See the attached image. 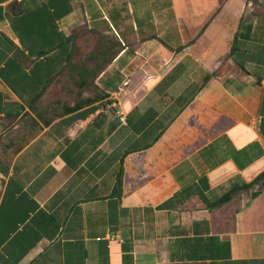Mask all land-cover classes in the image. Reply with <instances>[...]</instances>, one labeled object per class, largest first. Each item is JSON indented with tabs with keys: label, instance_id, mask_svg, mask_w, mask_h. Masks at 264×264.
I'll use <instances>...</instances> for the list:
<instances>
[{
	"label": "crops",
	"instance_id": "1",
	"mask_svg": "<svg viewBox=\"0 0 264 264\" xmlns=\"http://www.w3.org/2000/svg\"><path fill=\"white\" fill-rule=\"evenodd\" d=\"M80 30L118 53L43 125ZM263 171L264 0H0V264H264Z\"/></svg>",
	"mask_w": 264,
	"mask_h": 264
},
{
	"label": "trees",
	"instance_id": "2",
	"mask_svg": "<svg viewBox=\"0 0 264 264\" xmlns=\"http://www.w3.org/2000/svg\"><path fill=\"white\" fill-rule=\"evenodd\" d=\"M224 1L225 0H218L219 6H221ZM90 32L93 33V34L96 33L94 31H90ZM235 42H236V37H235V39L233 41L230 54H232V52L235 49ZM117 53H118V50L116 49L115 52L111 55V57L104 64L108 63L109 61H112V59L114 58V56ZM106 54H107V50H101L99 52H95L94 54H92L91 58L92 57H93V59H95V58L98 59L99 57L103 58ZM89 59H90V57H89ZM64 71H66L68 77L74 82L73 84L77 88V90H75V93L71 92L72 95L73 94H78V96H80L82 91L84 89H87V88L91 89V90H96L97 89V87L94 84L95 77L93 78L92 81L90 80V75L91 74H95L96 70L78 69L76 66L68 64L65 67ZM99 72H100V69H99ZM91 102H92V100H89V99H86V100L80 99V100L76 101L73 104V106H67L66 104H61V103L56 101V104H55L54 107L61 106V109L58 112H54L52 110V108H50L49 106L45 105L44 102H41L38 105V108L36 109V111H37L36 113H37L39 119L41 120V122L43 123V125H47L53 119L61 117V116L66 115L68 113H71L73 111H76V110L80 109L81 107L90 104ZM258 184H261L262 187H264V171L261 172L259 175H257L255 178H253L248 184H245V186L242 188V190H249V189L253 188L254 186H256ZM121 186H122V171L119 172V174L117 176V179H116L115 189H114L115 194L120 195ZM233 194H234V192L229 193L224 198H221L218 201L210 204L208 206V208L212 209L214 207H217V206H220V205H223V204L227 203L231 199ZM256 195H257V193H253L251 195V198H255Z\"/></svg>",
	"mask_w": 264,
	"mask_h": 264
},
{
	"label": "rangeland",
	"instance_id": "3",
	"mask_svg": "<svg viewBox=\"0 0 264 264\" xmlns=\"http://www.w3.org/2000/svg\"><path fill=\"white\" fill-rule=\"evenodd\" d=\"M255 11L258 10V8L254 7ZM247 15L251 14L249 10L246 12ZM75 50L74 54L72 56V62L69 63L71 65L77 66V68L80 69V64L85 63L91 55H88V51L91 50V52H97L93 49H97V46L99 44V37L97 34H93L87 30H80L79 32H76L75 34ZM105 50H107V54L103 58H95L96 66L94 67L96 70L95 74L90 75V80L92 81L93 78L99 73V68L101 69V66L111 57V55L115 52V45L112 41L106 40L103 42ZM74 82L68 77L66 71L63 72L61 75V79L58 80V84H55L53 87L54 91L48 92V97L44 100L45 105L52 108L54 112H58L61 109V106L54 107L56 104V101L61 104L67 103V98L70 97L71 92L75 93V90L77 88L73 84Z\"/></svg>",
	"mask_w": 264,
	"mask_h": 264
}]
</instances>
